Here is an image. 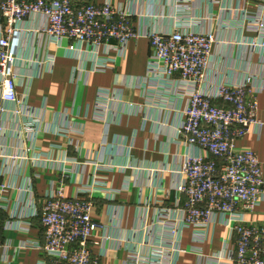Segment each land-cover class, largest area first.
<instances>
[{
  "label": "crops",
  "instance_id": "obj_1",
  "mask_svg": "<svg viewBox=\"0 0 264 264\" xmlns=\"http://www.w3.org/2000/svg\"><path fill=\"white\" fill-rule=\"evenodd\" d=\"M72 1L75 5L111 1L131 14L141 33L147 29L215 33L218 42L206 72L208 90L213 92L222 82L242 83L252 75L263 87L259 118L264 123V49L245 44L260 37L254 18L260 17L264 0ZM45 25L42 15L17 24L11 45L18 101L5 102L0 88L1 151L19 156L1 165L0 183L9 188L1 194L6 209L0 212V264H52V256L25 243L44 241L40 218L30 214L61 182L68 197L82 183L94 185L84 198L91 201L92 215L101 225L89 243L97 264H134L130 252L151 259L157 249L173 244L185 251H170L165 264H213L206 257L225 251L226 243V252L233 247L231 232L222 223L203 243L194 241L191 229L173 238L158 223L166 213L165 219H180L187 201L179 187L191 149L179 142L186 106L179 77L163 86L150 80L152 48L146 37L131 40L124 53L112 50L114 61L104 71H96L93 46L78 49L70 39L54 44L42 32ZM100 115L104 118H97ZM28 122L35 124L33 131L27 130ZM59 129L72 133L60 135ZM237 145L258 154L264 174V126ZM64 161L67 172L61 169ZM19 217H24L28 230L5 227ZM248 221L264 224V202ZM195 247L203 249L206 257L194 252Z\"/></svg>",
  "mask_w": 264,
  "mask_h": 264
},
{
  "label": "built area",
  "instance_id": "obj_2",
  "mask_svg": "<svg viewBox=\"0 0 264 264\" xmlns=\"http://www.w3.org/2000/svg\"><path fill=\"white\" fill-rule=\"evenodd\" d=\"M31 15L45 18L42 32L50 42L59 44L70 39L78 49L84 45L93 46L97 53L96 71H104L109 62L114 61L110 56L112 50L124 53L131 40L149 39L152 53L148 66L153 74L150 80L163 86L178 76L180 88L184 90L186 106L180 120L179 142L186 143L191 149L185 157L184 181L179 187L187 195V201L180 209L182 217L165 219L169 216L166 213L158 223L173 238L183 230L191 229L194 241L201 243L207 241L218 223H222L231 232V250L226 252V243L225 251L211 257H206L200 247L193 251L213 264H264V224L248 221V216L264 202L263 163L254 150L237 145L239 139L251 132H259L264 126L259 118V94L263 87L258 86L250 75L242 83L222 82L213 92L208 90L206 72L218 42L216 34L195 29L167 32L147 29L141 33L133 25L131 14L111 1L102 5L92 2L75 5L72 0H0V32H3L0 88L7 103L18 101L14 71L16 54L11 38L19 31L17 24ZM254 22L260 37L250 38L245 44L253 50L264 49V9ZM26 128L33 131L35 124L28 122ZM59 130L60 135L72 133L71 130ZM17 158L18 155H5L0 144V174L5 160ZM66 162L61 169L67 172ZM8 188L0 183V212L6 209L1 194ZM93 189L94 185L82 183L75 195L68 197L62 182L54 184L41 206L35 207L30 214L40 218L44 241L26 242L25 247L37 248L52 256V264H97L89 243L101 225L92 215L91 201L84 198ZM23 218L19 217L15 224L5 223V227L28 230ZM170 246L169 249H157L151 259L130 252V261L134 264H165L170 251H185L180 244Z\"/></svg>",
  "mask_w": 264,
  "mask_h": 264
}]
</instances>
